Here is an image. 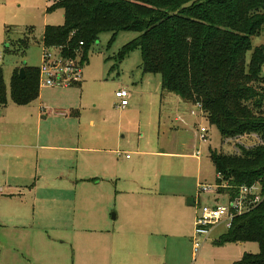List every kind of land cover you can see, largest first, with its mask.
Returning <instances> with one entry per match:
<instances>
[{
	"label": "rangeland",
	"instance_id": "1",
	"mask_svg": "<svg viewBox=\"0 0 264 264\" xmlns=\"http://www.w3.org/2000/svg\"><path fill=\"white\" fill-rule=\"evenodd\" d=\"M53 4V0H0V67L7 99L6 104L0 106V264H9L12 256L19 264H33L36 242L38 245L48 233L44 228L54 223L50 217L55 216L74 222L72 231L58 232L71 254L78 244L86 243L88 250L102 248L107 223L116 225L122 219L132 218L130 210L123 211L132 204V187L161 191L158 196L146 194L145 201H171L182 205V209L176 211L186 222L178 243L184 256L182 264H239L244 254H257L259 246L254 241L217 245L216 241L227 230L221 223L212 227L193 258L190 235L195 228L197 209L196 205L186 207L185 204L187 199L193 198L200 206L227 205L231 189L199 190L202 183L215 184L210 151L239 154L243 149L259 147L264 140L255 133L222 138L216 126L209 124L198 110L187 115L170 110V104H166L169 95L162 94L159 88V75L145 74L152 77L151 85L142 98L136 96L134 93L139 89L134 87L132 80L143 74L140 50L134 49L122 61L116 57L122 45L131 41L135 33L121 32L113 41L110 33H102L86 51L81 85L41 87V91L47 93L43 95L45 109L40 108L42 113L65 111L67 105L78 104L84 110L83 122L93 119L105 125L102 132L96 133L105 138L100 145L103 150L76 153L77 157L60 152L46 156L42 150L26 146L36 139L37 103H12L10 79L14 69H20L23 63L37 68L41 64L44 28L63 23L62 9H53ZM6 31L11 40L24 37L26 31H30L29 45L24 53L5 51L9 36ZM251 45L252 48L262 46L264 50V29L252 37ZM80 51L78 54H82L83 49ZM249 57L250 51L246 63ZM261 74H264V64ZM119 88L128 91L129 99L133 95L136 97L134 111L126 115L114 108V92ZM62 119L60 116L43 122L40 139L45 130L61 142L67 139L70 131L67 132ZM118 124L119 131L115 127ZM201 127L207 130L205 138L201 137ZM89 134L93 135L94 130L89 128ZM159 149L176 154L160 158L150 153ZM197 151L199 159L193 156ZM47 169L61 172V175L54 177L50 173L48 178H39L40 172ZM225 186L226 182H222L220 187ZM141 195L136 196L137 201H141ZM63 204L70 208L66 210L60 206ZM114 215L116 219H110ZM112 241L123 247L122 241ZM124 249L128 250L126 246Z\"/></svg>",
	"mask_w": 264,
	"mask_h": 264
},
{
	"label": "trees",
	"instance_id": "2",
	"mask_svg": "<svg viewBox=\"0 0 264 264\" xmlns=\"http://www.w3.org/2000/svg\"><path fill=\"white\" fill-rule=\"evenodd\" d=\"M63 11V23L47 25L43 48L63 58H75L83 42L80 62L88 47L102 33L113 41L121 32L136 35L116 54L122 61L139 49L144 74L160 76L162 94L185 103L200 104V113L216 126L222 138L255 133L264 140V64L262 46L251 39L264 29V0H53ZM6 52H20L29 45V34L11 40ZM250 51L248 63L246 55ZM23 78L15 69L9 96L16 105H28L40 92L38 68L23 63ZM6 87L0 67V106L6 104ZM216 188H229L232 197L239 186H259L264 193V144L239 154L210 151ZM226 182L225 187H220ZM254 241L255 255L244 254L239 264H264V198L250 211L238 215L216 241Z\"/></svg>",
	"mask_w": 264,
	"mask_h": 264
},
{
	"label": "crops",
	"instance_id": "3",
	"mask_svg": "<svg viewBox=\"0 0 264 264\" xmlns=\"http://www.w3.org/2000/svg\"><path fill=\"white\" fill-rule=\"evenodd\" d=\"M22 65L20 67H22ZM151 78L152 77H149V75L143 73L140 77L132 80L134 87L139 89L134 93L136 96L138 94L142 98V96L145 95V89L151 85ZM158 84L161 90L160 77H158ZM79 85H81V82L76 86ZM51 91V93L56 94L54 90ZM44 94L47 93H43L40 88L38 98L33 101L37 103L35 109H38L37 117L34 121V126L36 125V139L34 143L26 145L28 148L30 147L37 151L42 150L46 156L60 152L68 156L71 154L70 156L73 155L75 157H77V155H75L76 153L103 150L100 145L105 141V138H100L96 133H100L104 130V124L96 123L93 119L83 122L84 110L78 104H74L73 106L67 105V110L65 111L54 110L49 113H42L40 108L41 110L45 109L42 101ZM166 99V104H170L168 108L178 114L187 115L190 113V110H198L201 115L200 110L196 109L194 105L183 102L175 95H169ZM162 102L163 99H161V104ZM135 103L136 97L133 95L129 99L128 106L124 109L117 108L116 101L114 108L117 112L119 111L121 115H126L134 111L133 107ZM60 116H63V123L67 125V132L70 131L68 138L61 142L54 134L45 130L44 136L40 139L39 133L42 128V123L48 122L51 119L60 118ZM115 127H117V131L121 128L119 124L115 125ZM89 128L94 130L93 135L89 134ZM150 153L160 158L173 157L172 155L176 154L167 152L164 149H159ZM67 155H64V157H67ZM193 156L199 159L200 155L196 156L195 153ZM40 173L42 175L39 178H48V174L50 173H53L54 177L61 175V172L49 171L48 169L46 172ZM133 173L134 171L132 169V174ZM140 193H142L140 196L141 201H137L136 196ZM146 194L158 196L161 194V191L157 188L132 187V204H129L128 208L123 209V211L130 210L132 218L122 219L116 225L113 223L109 225L107 223V227L104 228V231L107 233L112 232V234L106 233L104 235L101 241L103 242V246L100 249H93L91 247V249L88 250L85 248L87 246L86 243L78 244L76 250L71 254L70 249L68 251L65 245H63L65 239H63L62 236L60 237L61 239H59L60 234L58 232L61 233L65 230L72 231L73 227H75L74 222L70 221V219H68V221H63L56 216L53 217V219L50 217V221L53 220L54 223L44 228L48 233L46 232V235H44L42 241H39L38 245L36 242V248L32 253L33 264H182L184 256L181 253L178 243L182 236L181 229L185 226L186 222L185 218H181L176 213L178 209H182V205L171 201H145L144 198ZM190 199L193 200L194 204L189 205L186 203V207H193L196 205L194 199ZM64 205L66 204L60 206L64 207L66 210L70 208L69 205ZM116 218L114 215L113 218L110 219L113 220ZM193 218L191 217L189 219L193 221ZM53 225H56L58 229ZM113 239H115V241H122L123 247L114 244L112 241ZM112 246L114 248H112ZM124 246L128 248L127 251L124 249ZM8 263L19 264V261L12 256L11 261H8Z\"/></svg>",
	"mask_w": 264,
	"mask_h": 264
},
{
	"label": "built area",
	"instance_id": "4",
	"mask_svg": "<svg viewBox=\"0 0 264 264\" xmlns=\"http://www.w3.org/2000/svg\"><path fill=\"white\" fill-rule=\"evenodd\" d=\"M83 42H79L76 50L75 58H63L52 49L43 48L41 64L38 67L40 87L48 88H67L79 84L81 81L82 64L80 57L82 54L81 48ZM2 56L0 54V61ZM116 99V107L124 109L129 104V93L124 88H119L114 92ZM200 110L201 105H194ZM190 114H194V110H190ZM207 130L204 127L200 128L202 138H205ZM200 152H196V156ZM217 186L211 184H200V191H208ZM264 198V193L259 186L241 185L237 192L232 196H228L227 205L222 206H200L196 201V218L195 228L191 235L192 254L193 258L197 256L203 242L208 238L212 227L224 223L226 228H229L232 220L238 215L250 211L253 207L259 204Z\"/></svg>",
	"mask_w": 264,
	"mask_h": 264
},
{
	"label": "water",
	"instance_id": "5",
	"mask_svg": "<svg viewBox=\"0 0 264 264\" xmlns=\"http://www.w3.org/2000/svg\"><path fill=\"white\" fill-rule=\"evenodd\" d=\"M23 76H24V68L21 67V68L19 69V77H20V78H23ZM187 204L192 205V204H194V202H193L192 199L189 198V199H187Z\"/></svg>",
	"mask_w": 264,
	"mask_h": 264
}]
</instances>
